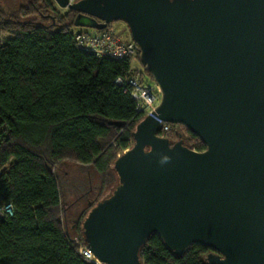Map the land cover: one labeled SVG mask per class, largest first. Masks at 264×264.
I'll return each mask as SVG.
<instances>
[{
	"label": "water",
	"instance_id": "obj_1",
	"mask_svg": "<svg viewBox=\"0 0 264 264\" xmlns=\"http://www.w3.org/2000/svg\"><path fill=\"white\" fill-rule=\"evenodd\" d=\"M103 29L123 22L158 104L112 162L117 182L81 220L101 264H142L155 233L172 254L264 264V0H54ZM161 122L205 146L161 136Z\"/></svg>",
	"mask_w": 264,
	"mask_h": 264
},
{
	"label": "trees",
	"instance_id": "obj_2",
	"mask_svg": "<svg viewBox=\"0 0 264 264\" xmlns=\"http://www.w3.org/2000/svg\"><path fill=\"white\" fill-rule=\"evenodd\" d=\"M32 1L14 14L0 6V32L8 34L0 40V264H94L78 254L84 245L82 214L70 226L79 242L62 223L66 208L54 167L69 159L95 171L99 189L87 200L89 210L106 195L102 186L112 162L132 145L143 116L130 93L114 83L130 61L97 58L78 48L72 28L85 20L69 10L53 21ZM43 3L54 11L51 0ZM31 13L42 19H20ZM162 135L205 148L182 125ZM207 252L194 244L176 256L152 233L139 258L142 264H208Z\"/></svg>",
	"mask_w": 264,
	"mask_h": 264
},
{
	"label": "rangeland",
	"instance_id": "obj_3",
	"mask_svg": "<svg viewBox=\"0 0 264 264\" xmlns=\"http://www.w3.org/2000/svg\"><path fill=\"white\" fill-rule=\"evenodd\" d=\"M32 0H0V6L9 14H14L19 8L25 7L27 4H29ZM35 2V6L37 9L40 10V12H43L45 14V18H51L53 21L57 20L58 17L65 15L69 9L68 8H61L59 7L54 0H51L54 11H50L44 7L43 0H35L32 1ZM56 18L54 20V17ZM23 20L26 19H33V20H39L42 19L40 15H36L34 13H31L28 17L20 18ZM65 20H68L67 18ZM112 27L116 31H121L123 28L126 27V25L123 22L117 21L113 22ZM127 28V27H126ZM93 28L89 26H79L72 28V31H92ZM126 30V29H125ZM0 34L2 37L8 36V34L4 31H1ZM128 35V29L126 31H123L122 36L126 37ZM136 59L139 61V58L136 57ZM140 62V61H139ZM144 69V73H145ZM144 80L147 84H155L152 78L146 74H144ZM54 173L58 182V186L60 189L61 194V205L65 209V213L62 218V223L65 227L66 232L71 238L76 239L77 242L78 236L76 233H74L71 229V221L70 219L73 216H79V214H82L81 218L87 213L88 207L87 206V200H93L97 196V187L99 186V181L97 174L95 171H93L92 168L83 166L77 162H74L69 159H65L60 161L55 167H54ZM98 177V178H97ZM116 182V174L114 171H110L109 177L104 182V185L102 186V196L103 194H107L110 192V189ZM90 191V192H89ZM87 194V195H86ZM101 197V196H100ZM100 197H98L96 200H98Z\"/></svg>",
	"mask_w": 264,
	"mask_h": 264
},
{
	"label": "built area",
	"instance_id": "obj_4",
	"mask_svg": "<svg viewBox=\"0 0 264 264\" xmlns=\"http://www.w3.org/2000/svg\"><path fill=\"white\" fill-rule=\"evenodd\" d=\"M113 22L108 23L105 28L90 31H74L73 38L78 48L92 53L97 58L109 57L119 61L129 60V68L125 76L117 77L114 80L116 86L122 87L124 91H128L135 101V110L143 117L155 108L158 104L160 93L156 84H147L142 82L144 77V66L136 59L138 51L137 44L132 40L129 31L126 37L122 36L121 31H116ZM126 29V30H125ZM4 36L0 34L2 41ZM162 130L160 135L166 130L175 127L178 124L161 122ZM7 213H12V206L7 205L5 208ZM0 216L2 212L0 210ZM78 254L94 264H101L93 254L82 245Z\"/></svg>",
	"mask_w": 264,
	"mask_h": 264
},
{
	"label": "flooded vegetation",
	"instance_id": "obj_5",
	"mask_svg": "<svg viewBox=\"0 0 264 264\" xmlns=\"http://www.w3.org/2000/svg\"><path fill=\"white\" fill-rule=\"evenodd\" d=\"M78 217H79V216H73V217L70 219V221L73 222V225H74V223L77 222Z\"/></svg>",
	"mask_w": 264,
	"mask_h": 264
},
{
	"label": "crops",
	"instance_id": "obj_6",
	"mask_svg": "<svg viewBox=\"0 0 264 264\" xmlns=\"http://www.w3.org/2000/svg\"><path fill=\"white\" fill-rule=\"evenodd\" d=\"M95 30V29H94Z\"/></svg>",
	"mask_w": 264,
	"mask_h": 264
}]
</instances>
